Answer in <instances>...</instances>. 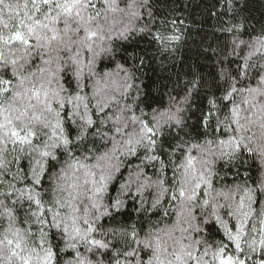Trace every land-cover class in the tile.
I'll list each match as a JSON object with an SVG mask.
<instances>
[{"label":"snow or ice","instance_id":"1","mask_svg":"<svg viewBox=\"0 0 264 264\" xmlns=\"http://www.w3.org/2000/svg\"><path fill=\"white\" fill-rule=\"evenodd\" d=\"M244 3L0 0V264H264Z\"/></svg>","mask_w":264,"mask_h":264},{"label":"trees","instance_id":"2","mask_svg":"<svg viewBox=\"0 0 264 264\" xmlns=\"http://www.w3.org/2000/svg\"><path fill=\"white\" fill-rule=\"evenodd\" d=\"M186 3L187 7L184 8L183 4ZM210 0H181L182 5V11L185 13V15L189 16L192 20H196L199 17L205 16V8L209 5ZM246 18V24L245 27L248 29L247 32H245L242 35V39L249 40L250 35L255 36L258 35L262 28H264V0H245L243 10L241 13ZM212 24L211 19H208L207 23L205 24L206 29H210ZM253 29L255 31H253ZM246 51L243 54H246ZM238 62H241L239 58H236ZM235 67V65H233ZM163 102L167 103V97L163 98ZM136 161L133 158V164H135ZM219 168V165L217 166ZM223 171H227V169H224ZM223 171L221 174L223 175ZM255 172V169H253ZM128 172L124 171V178L127 179ZM169 176H171V171H169ZM232 176L231 173L225 178V182L231 181ZM221 186L220 183L216 184V187L219 188ZM133 191H135V186H133ZM112 195H115V192H112ZM144 196L151 201V195L149 192H145ZM139 199V197H137ZM129 204L131 205V201H129ZM167 207V205H165ZM152 219H156V217H152ZM162 226V225H161Z\"/></svg>","mask_w":264,"mask_h":264}]
</instances>
